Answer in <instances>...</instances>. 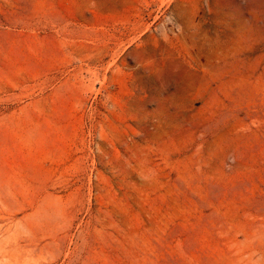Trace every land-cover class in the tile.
I'll return each mask as SVG.
<instances>
[{
  "label": "rangeland",
  "instance_id": "1",
  "mask_svg": "<svg viewBox=\"0 0 264 264\" xmlns=\"http://www.w3.org/2000/svg\"><path fill=\"white\" fill-rule=\"evenodd\" d=\"M0 264H264V0H0Z\"/></svg>",
  "mask_w": 264,
  "mask_h": 264
}]
</instances>
